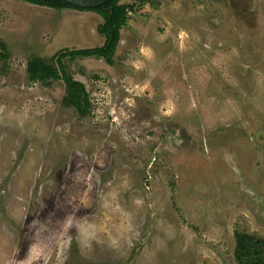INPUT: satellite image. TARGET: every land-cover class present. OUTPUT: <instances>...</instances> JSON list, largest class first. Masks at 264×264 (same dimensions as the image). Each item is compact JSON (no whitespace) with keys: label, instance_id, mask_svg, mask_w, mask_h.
<instances>
[{"label":"rangeland","instance_id":"1","mask_svg":"<svg viewBox=\"0 0 264 264\" xmlns=\"http://www.w3.org/2000/svg\"><path fill=\"white\" fill-rule=\"evenodd\" d=\"M132 5L108 63L88 8L0 0V264H240L264 239V0ZM87 230H86V229Z\"/></svg>","mask_w":264,"mask_h":264},{"label":"trees","instance_id":"2","mask_svg":"<svg viewBox=\"0 0 264 264\" xmlns=\"http://www.w3.org/2000/svg\"><path fill=\"white\" fill-rule=\"evenodd\" d=\"M30 1L56 6L72 5L62 0ZM74 7L82 9L79 6ZM88 10L96 11L103 17V22L98 27L99 33L104 37V42L101 46L60 51L56 59L57 65L40 57H33L27 65V71L33 80H40L49 85L54 80L62 79L66 86L65 100L80 112H85L89 104L85 85L66 70L62 58L68 56L74 60L77 57L96 56L102 57L108 63H112L120 41L121 28L127 22L128 12L132 10V5L120 3V0H107L97 7L88 8ZM0 47L5 48V44L2 41H0ZM5 55V50L1 51L0 49V56L5 57ZM235 255L240 264H264V239L246 233H238L236 236Z\"/></svg>","mask_w":264,"mask_h":264},{"label":"water","instance_id":"3","mask_svg":"<svg viewBox=\"0 0 264 264\" xmlns=\"http://www.w3.org/2000/svg\"><path fill=\"white\" fill-rule=\"evenodd\" d=\"M62 1L68 2L72 5L79 6L82 8H94L105 3L107 0H62Z\"/></svg>","mask_w":264,"mask_h":264},{"label":"flooded vegetation","instance_id":"4","mask_svg":"<svg viewBox=\"0 0 264 264\" xmlns=\"http://www.w3.org/2000/svg\"><path fill=\"white\" fill-rule=\"evenodd\" d=\"M120 40H121V38H120ZM120 42V41H119Z\"/></svg>","mask_w":264,"mask_h":264},{"label":"bare ground","instance_id":"5","mask_svg":"<svg viewBox=\"0 0 264 264\" xmlns=\"http://www.w3.org/2000/svg\"><path fill=\"white\" fill-rule=\"evenodd\" d=\"M86 229V228H85ZM87 230V229H86Z\"/></svg>","mask_w":264,"mask_h":264}]
</instances>
